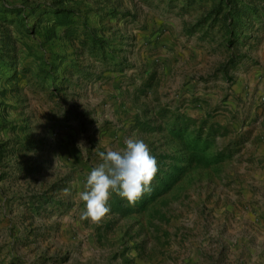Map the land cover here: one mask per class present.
I'll return each mask as SVG.
<instances>
[{"label":"rangeland","instance_id":"1","mask_svg":"<svg viewBox=\"0 0 264 264\" xmlns=\"http://www.w3.org/2000/svg\"><path fill=\"white\" fill-rule=\"evenodd\" d=\"M127 137L165 184L82 218ZM0 264H264V0H0Z\"/></svg>","mask_w":264,"mask_h":264},{"label":"clouds","instance_id":"2","mask_svg":"<svg viewBox=\"0 0 264 264\" xmlns=\"http://www.w3.org/2000/svg\"><path fill=\"white\" fill-rule=\"evenodd\" d=\"M100 163L85 177L79 193L84 203L82 218L100 220L110 211L108 201L115 193L128 202H135L149 186L157 171L156 158L143 139L127 137L119 150L100 151Z\"/></svg>","mask_w":264,"mask_h":264},{"label":"trees","instance_id":"3","mask_svg":"<svg viewBox=\"0 0 264 264\" xmlns=\"http://www.w3.org/2000/svg\"><path fill=\"white\" fill-rule=\"evenodd\" d=\"M192 118H190L189 116H187L186 114L181 115V114H177L175 115L174 118H172V120H169L168 122V126L170 127V131L172 132V134L176 135V136H181L184 131H186L187 129H189L191 127L192 124ZM217 126L213 123H210L208 120H203L202 124L197 128L194 136V148H193V152L192 155L193 156H197L199 158V160L203 159V156L201 154V152L208 147V144L213 142V138L214 135L216 134V131H218V129H216ZM206 130V131H205ZM204 137L203 143L205 145V148L200 147V142L202 140V138ZM227 150H225L226 152ZM223 153H218V157L222 156ZM182 161H184L182 159ZM186 163L179 167L178 164H174V165H170L171 166V170L173 172L168 173V177L170 179H174L176 177V173H174V171H179V172H183L185 171V169L189 166V162L190 159L185 160ZM181 161L179 160V163ZM165 174H167V172H165ZM157 179V182H160L161 185L165 184L164 183V179L162 177H160V170L157 167V171L153 177V180L151 181V184L149 186V190L145 191L142 193V196H148V198H153L157 195V192L154 191V180ZM146 201V200H145ZM145 201H141L138 204L143 206L145 205ZM113 208L111 209L114 212H119V213H127L130 212V210H126L124 205H123V200L118 199L117 201H114L112 203Z\"/></svg>","mask_w":264,"mask_h":264}]
</instances>
